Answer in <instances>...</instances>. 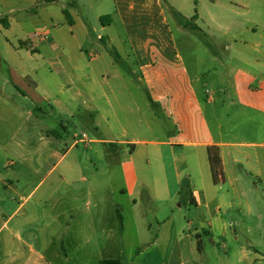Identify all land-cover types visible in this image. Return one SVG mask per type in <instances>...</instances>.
Here are the masks:
<instances>
[{
	"label": "crops",
	"instance_id": "0c3cea01",
	"mask_svg": "<svg viewBox=\"0 0 264 264\" xmlns=\"http://www.w3.org/2000/svg\"><path fill=\"white\" fill-rule=\"evenodd\" d=\"M16 1L0 0V18L25 11ZM64 1L72 20L66 24L74 27L67 9L77 0ZM110 1L111 13L102 15L109 24L97 15L100 30L117 22L125 41L116 40L124 53L114 50L117 61L107 60L108 75L97 72L99 57L85 65L55 60L49 68L61 82L40 97L35 74L25 73V83L7 66L6 80L35 111L29 114L35 129L13 132L6 147L24 140V155L17 158L31 179L28 197L42 188L44 202L67 217L59 242L64 257L71 246L99 258L96 264L133 255L128 264H201L206 241L213 264H264V0H204L206 17L172 12L161 0ZM170 11L181 17L180 30L198 34L219 74H190L168 23ZM224 12L232 16V28H210ZM186 21L198 30L185 27ZM37 34L48 36L46 30ZM97 40L107 47L113 42ZM221 47L224 59L217 54ZM218 104L227 112L218 114ZM183 180L189 184L184 205L194 216L180 212ZM3 183L12 190V182ZM13 197L7 203H15ZM186 226L195 242L192 234L183 236Z\"/></svg>",
	"mask_w": 264,
	"mask_h": 264
},
{
	"label": "rangeland",
	"instance_id": "374dc122",
	"mask_svg": "<svg viewBox=\"0 0 264 264\" xmlns=\"http://www.w3.org/2000/svg\"><path fill=\"white\" fill-rule=\"evenodd\" d=\"M168 9H173L183 16L204 15V0H161ZM208 0L207 2H212ZM220 3L228 5L233 1L240 0H219ZM70 2V1H69ZM17 5H22L25 11H17L13 14H6V19L10 22V28L6 29L0 24V264H96L99 258L89 256L84 252L74 251L71 246L65 249L67 257H64L59 248V242H63L66 224L69 222L67 217H60L59 207L53 204H46L42 198V188L37 189L29 197L31 189L28 182L30 177L25 176L26 170L22 162L17 158L18 155H24L25 146L21 138L20 145L17 148H6L7 140L13 132L18 130L25 131L35 129V122L29 117L30 113H35L33 105L31 107L27 98H22L6 80L7 66H10L12 72L17 78L23 77L25 73L32 74L39 81L37 95L43 97L46 89L55 90L54 85L57 80L61 82V75L56 70L49 68V63L57 60L65 62L67 60L80 65L90 62L91 57H99L101 65L96 67L99 74L108 75L107 63L110 56L116 50L123 54L124 50H119L115 42L118 37L125 41L120 25L115 22L112 27L100 30V23L97 15H109L112 8L110 0H77L71 8L67 9L76 20L74 27L66 24V19L62 14L66 2L60 0L58 3L44 4L42 0H18ZM105 3L104 6H100ZM170 11L167 16L168 23L172 31L174 40L187 65L191 75H202L209 71V76L217 75L213 72L219 69L217 64L212 63L211 53L207 52L204 43L198 38V34L185 33L180 30L176 22H180L178 15ZM218 23L210 28H232L230 14L217 13ZM225 17V18H223ZM112 19V18H111ZM199 27L205 32V26L197 22ZM39 30H46L48 36L37 34ZM113 41L108 47L97 40V36ZM105 40V39H104ZM117 40V41H116ZM24 42V43H22ZM227 42V41H225ZM33 44V51L29 48L20 47ZM229 43V42H228ZM114 48V49H113ZM36 49V51H34ZM123 52V53H122ZM218 57L224 59L228 53L221 47L217 50ZM106 64H105V62ZM206 70V71H205ZM208 76V75H207ZM48 83V88H46ZM24 85H29L24 84ZM127 89H131L132 84L127 83ZM31 87V85H30ZM28 91V87L26 88ZM56 97V94H54ZM46 108L45 105H42ZM205 110L210 127L215 129V120L211 112V106L205 105ZM221 114L228 109L220 111ZM215 110V109H214ZM32 113V114H33ZM217 114V115H218ZM43 119L49 120L47 116ZM68 121L69 129L71 128ZM90 138L97 137L92 130L85 131ZM215 133V132H214ZM70 134V139L72 138ZM104 137L110 138L109 133ZM79 149L82 145L78 146ZM12 161L13 167H7ZM12 182V190H6L3 182ZM14 195L15 203H7V197ZM27 198V199H26ZM187 209L189 213H187ZM181 214L194 216V209L181 205ZM58 215V216H57ZM192 218V217H191ZM182 220V219H181ZM7 221V226L3 223ZM183 225L184 222L182 223ZM194 231H189L187 226L183 231V236L192 234L191 242H195ZM182 235V234H181ZM205 244L207 254L205 261L200 258L201 264H213L214 259L210 254V248ZM183 245V244H182ZM221 253L222 251H215ZM132 257H124L121 262L129 263ZM144 259V258H143ZM203 260V261H202ZM206 262V263H205Z\"/></svg>",
	"mask_w": 264,
	"mask_h": 264
},
{
	"label": "trees",
	"instance_id": "16d2710c",
	"mask_svg": "<svg viewBox=\"0 0 264 264\" xmlns=\"http://www.w3.org/2000/svg\"><path fill=\"white\" fill-rule=\"evenodd\" d=\"M44 3H52V2H55L56 0H42ZM63 15L66 19V22L71 25L72 24V20H71V17L70 15L68 14V12L66 10H63ZM179 17V15H178ZM180 18V22L182 23V19L181 17ZM110 22V17L109 16H102L100 17V23L102 25H108ZM0 24L4 27V28H8V22H7V19L6 18H0ZM183 25L185 27H189L191 28L192 30H198V28L191 22V21H186V22H183ZM114 57L113 59L115 61H117V55L114 54ZM179 197H180V200H181V203H185L186 202V199L189 198V184L186 180H183L181 182V185H180V188H179ZM191 203H194V201L191 199L190 200ZM118 219L120 220V218L118 217ZM197 250L200 252L201 251V247H200V243L199 241H197ZM97 264H124L122 263L120 260L118 259H104V260H101L99 261Z\"/></svg>",
	"mask_w": 264,
	"mask_h": 264
}]
</instances>
